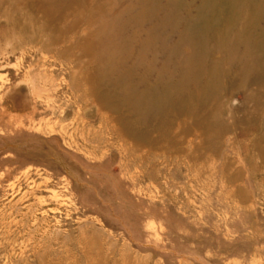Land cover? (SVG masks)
<instances>
[{"label": "rangeland", "instance_id": "rangeland-1", "mask_svg": "<svg viewBox=\"0 0 264 264\" xmlns=\"http://www.w3.org/2000/svg\"><path fill=\"white\" fill-rule=\"evenodd\" d=\"M0 264H264V0H0Z\"/></svg>", "mask_w": 264, "mask_h": 264}]
</instances>
